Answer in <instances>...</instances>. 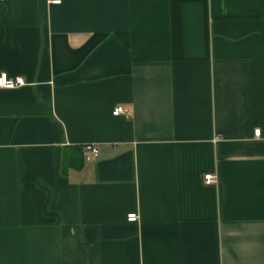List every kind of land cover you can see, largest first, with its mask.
<instances>
[{"label": "crops", "instance_id": "obj_1", "mask_svg": "<svg viewBox=\"0 0 264 264\" xmlns=\"http://www.w3.org/2000/svg\"><path fill=\"white\" fill-rule=\"evenodd\" d=\"M0 71V264H264V0H0Z\"/></svg>", "mask_w": 264, "mask_h": 264}, {"label": "built area", "instance_id": "obj_2", "mask_svg": "<svg viewBox=\"0 0 264 264\" xmlns=\"http://www.w3.org/2000/svg\"><path fill=\"white\" fill-rule=\"evenodd\" d=\"M53 2H59V0H53ZM24 83V80L21 76H10L6 71H0V87L13 88ZM112 114H124L125 116L129 115V111L124 108L121 104L114 106L112 109ZM254 134H259V128L254 129ZM99 149L94 143H86L84 146V154L87 160H92L98 155ZM205 181L210 182L213 179L212 174L204 175ZM137 219V214L131 212L127 214V220L134 221Z\"/></svg>", "mask_w": 264, "mask_h": 264}]
</instances>
